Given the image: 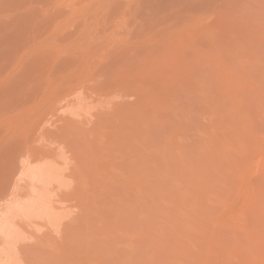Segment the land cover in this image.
Segmentation results:
<instances>
[{"label": "bare ground", "instance_id": "bare-ground-1", "mask_svg": "<svg viewBox=\"0 0 264 264\" xmlns=\"http://www.w3.org/2000/svg\"><path fill=\"white\" fill-rule=\"evenodd\" d=\"M263 95L264 0H0V264L37 245L62 264L120 169L142 257L158 255L162 176L201 178L207 112L249 132Z\"/></svg>", "mask_w": 264, "mask_h": 264}, {"label": "rangeland", "instance_id": "rangeland-1", "mask_svg": "<svg viewBox=\"0 0 264 264\" xmlns=\"http://www.w3.org/2000/svg\"><path fill=\"white\" fill-rule=\"evenodd\" d=\"M255 101L245 111L249 132L231 109L207 112L209 165L201 178L162 176L158 255L142 257L131 194L134 178L120 169L97 178L95 233L65 239L61 263L264 264L258 260L264 254V95ZM42 247H34L30 264H44Z\"/></svg>", "mask_w": 264, "mask_h": 264}]
</instances>
